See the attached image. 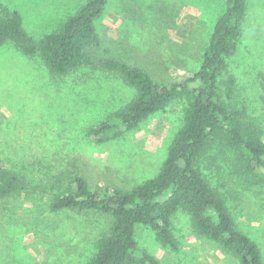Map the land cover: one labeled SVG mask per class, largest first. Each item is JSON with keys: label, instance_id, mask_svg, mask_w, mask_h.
<instances>
[{"label": "rangeland", "instance_id": "1", "mask_svg": "<svg viewBox=\"0 0 264 264\" xmlns=\"http://www.w3.org/2000/svg\"><path fill=\"white\" fill-rule=\"evenodd\" d=\"M87 0H0L18 11L35 39L56 31ZM224 0H109L96 21L101 57L143 69L168 83L197 70ZM234 78L232 99L226 82ZM222 97L244 113L243 122L264 130V0H249L242 36L219 77ZM135 89L119 76L81 69L53 76L40 58L12 44L0 47V167L15 172L17 191L0 198V264H87L112 219L95 211H54L52 202L74 176L92 190H130L153 178L183 125L186 104L174 103L124 137L98 145L88 129L121 108ZM231 152L215 142L198 168L218 188L237 229L256 242L264 259V184L233 177ZM259 179V178H257ZM176 249L137 226L142 250L160 264H240L194 229L179 210L171 218Z\"/></svg>", "mask_w": 264, "mask_h": 264}, {"label": "trees", "instance_id": "2", "mask_svg": "<svg viewBox=\"0 0 264 264\" xmlns=\"http://www.w3.org/2000/svg\"><path fill=\"white\" fill-rule=\"evenodd\" d=\"M224 1L226 10L214 26L200 67L168 83L158 82L149 72L121 60L100 56L102 41L96 21L109 0H87L56 31L40 39L27 33L18 11L0 6V47L12 44L25 57L40 58L53 76L90 69L117 75L135 89L127 104L88 129L93 143L120 139L170 105L186 104L183 125L153 178L130 190L98 192L85 178L74 176L55 196L54 211H95L112 219L109 232L98 241L97 253L87 264H160L140 248L136 228H150L160 243L176 249L171 218L179 210L190 216L200 236L219 244L240 264H264L258 244L237 229L224 196L197 165L207 147L219 142L231 152L228 160L234 178L248 186L264 184V130L244 123V113L219 90L227 58L235 54L242 36L249 0ZM233 84L234 78L226 82L229 100ZM17 182L15 172L0 167V198L14 194Z\"/></svg>", "mask_w": 264, "mask_h": 264}]
</instances>
